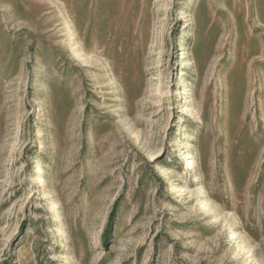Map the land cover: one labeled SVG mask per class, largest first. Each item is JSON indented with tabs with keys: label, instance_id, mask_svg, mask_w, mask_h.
I'll return each mask as SVG.
<instances>
[{
	"label": "rangeland",
	"instance_id": "rangeland-1",
	"mask_svg": "<svg viewBox=\"0 0 264 264\" xmlns=\"http://www.w3.org/2000/svg\"><path fill=\"white\" fill-rule=\"evenodd\" d=\"M0 264H264V0H0Z\"/></svg>",
	"mask_w": 264,
	"mask_h": 264
}]
</instances>
